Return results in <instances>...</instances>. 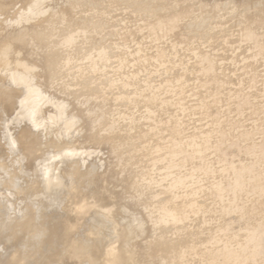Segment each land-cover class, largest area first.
<instances>
[{"label": "rangeland", "instance_id": "rangeland-1", "mask_svg": "<svg viewBox=\"0 0 264 264\" xmlns=\"http://www.w3.org/2000/svg\"><path fill=\"white\" fill-rule=\"evenodd\" d=\"M18 1L7 2H16L13 8L20 11L24 4ZM39 2H31L35 16L26 11L27 21L21 23L37 31L28 33L31 51L19 49L10 56L22 60L20 65L32 63V74L51 83L53 91L66 90L57 98L59 103L46 100L52 108L45 104L48 114L37 113L35 120L48 116L43 123H53L56 107L71 110L73 117L79 111L76 106L88 114L79 113L83 121H69L70 112L63 113L60 122L69 119V130L61 136L53 126L44 138L62 141L67 133L80 137L76 151L84 153L77 155L80 161L85 157L86 164L76 157L66 165L57 162V170H63V176L69 169L82 172L92 165L93 175L103 176L104 182L101 189L98 184L82 187L80 196L92 205L84 218L76 214L68 189L60 195L44 191L33 197L13 193L14 186L39 180L41 164L54 147L41 146L34 159L20 161V152L6 148L3 121L0 261L9 255L12 235H23L22 221L30 213L39 229L45 228L39 218L43 216L47 226L62 227L80 219L70 238L61 230L48 234L45 243L56 245L51 248L50 243V260L41 258L38 264H92L85 255L84 260L68 261L61 251L76 239L87 258L100 252L104 237L98 233H118L115 226L119 223L121 228L130 214L140 231L135 230L131 241L125 238L129 248L124 238L117 244L136 247L141 264H264V0ZM40 9L45 13L38 15ZM64 81L68 85L62 86ZM75 98L84 103L75 105ZM28 101L37 112L43 108L32 97ZM65 103L75 105L77 112L74 107L67 110ZM16 111L9 109L4 119ZM132 118L140 123L129 131L127 121ZM89 120L98 135L89 132ZM110 121H118V126L112 128ZM125 134L126 144L119 138ZM97 218L104 222L96 225ZM149 237L162 244L161 250L156 248L164 261L157 256L148 262L144 245ZM28 254L22 264L36 260Z\"/></svg>", "mask_w": 264, "mask_h": 264}, {"label": "bare ground", "instance_id": "bare-ground-1", "mask_svg": "<svg viewBox=\"0 0 264 264\" xmlns=\"http://www.w3.org/2000/svg\"><path fill=\"white\" fill-rule=\"evenodd\" d=\"M7 1L0 0V125L2 126L3 121H4L5 125H4V128H2V129H4L3 133L6 134V137H7L6 138L7 139L6 148L12 149V151H16L17 153L20 152V155H19L20 159L22 157V159L20 161L26 162V161H30V160L34 159L35 155L41 151L40 150L41 146L46 145V146L54 147V150L52 151L51 156L49 158L45 159V161H43V163L41 164V168H40L39 175H38L39 180H37L35 182L32 181L29 184H27L26 186H24L23 188H18L16 186H14L13 187V189H14L13 193L21 192V193H25V194L33 197V196H36L40 193H43L44 191L45 192H52V193H55L56 195H60V193L62 191L64 192L68 189V190H70V192H72L71 195H72L74 209H75L76 214L83 216L84 214H86L88 212L89 209L92 210L91 209L92 205L87 203V201L80 196L82 187H84V186L90 187L94 184H98L99 188L101 189L102 184L104 182V177L99 176V175L94 176L93 172L90 168L92 165H90L86 169V171H82V172H81L80 168H78V167L73 168V169H69L66 172V174L62 176L61 172L63 170L61 172H59L57 170L59 168L58 163L60 165H61V163L66 165L70 159H73V158L75 159L76 157L79 160V157L81 155L80 156L77 155V153L79 151L78 152L76 151L77 150L76 145L81 144L79 141L80 137H79V135H77L76 138L73 137L72 135L68 136V133H67V135H66L67 138L66 139L62 138L63 139L62 141L48 142V140L46 141V139L44 140V138L46 137L47 134H49L51 132V129H55V131L62 136V132H65L68 129L66 124L69 121L73 120V118L76 119L77 117H80L78 119H81L82 121L85 120L84 119L85 116L84 117L82 116L83 118L81 116H78L79 113L82 114V112H80L82 108L80 109L78 106H76L77 110H79V111L77 114H75V112H77V110L74 107L76 104L78 105V102L80 104H82L84 102L81 103L80 102L81 99L79 100V99L75 98L74 99L75 103L73 102L75 105H72V107H74V108L70 107V105L68 107L67 104L65 103L66 108L67 107L69 109L72 108V110L75 109V112H73V113L76 115V117H73L71 115V112H70L71 110H69L68 108H67V110H69V111L64 112V110L57 109V107L55 110V108L53 107L54 111L52 109V112L54 115H56L55 119H54L55 121H53V123H51V124L47 123L45 125V123L48 121V118H46L48 116L43 117L44 118L43 121L42 120H35L37 113H40L42 115L48 114V112H47L48 108H44L45 104L49 108H52L51 106L53 103H51V105L49 106L46 100L56 101L60 95H63V93L65 94L66 90L64 88H63V90H60L57 88L55 91H53L51 83H48V81L43 82V81H41L42 78L40 79L41 76H39V78H38L37 77L38 75L32 74L33 73V67L31 65L32 63L30 64L31 67H30V65H27L25 63L23 65H20V62L22 61L21 59H19L21 61L16 62V60L14 61V57L12 58L10 56L11 52H14L16 50L18 51L19 49L21 51H24V53H26V54H27L26 49H28V52H29V50L31 48L30 44L32 41H31V37H29L30 34H28V33L32 32V31L34 33L35 32L37 33V31H34L35 28L33 29V27L23 26V25H21V23H23L24 21H27L28 16L26 17V15H25L26 13H28V12L32 13L35 10V6L32 7L31 2L40 1L39 3H41L42 1L44 2V0H23V4H24L22 6L23 9H20V11L18 10L19 8H16V10H14V8H13L16 5V2L12 3V5H11ZM15 1L19 2L18 0H15ZM41 6H39V7H41ZM51 6L53 7V3ZM47 7H49V5ZM11 10L14 12L12 14V16H10V12H9ZM17 10L20 12V14H18L19 12H17ZM29 10H32V11L30 12ZM52 10H54V9L52 8ZM26 11H28V12H26ZM36 13H38V15H39V14L45 13V11L40 9ZM27 15H29V14H27ZM32 15H34V14L32 13ZM29 18L31 19L32 16H30ZM19 25H21L23 28L19 29ZM38 34H39V32H38ZM35 36H38V35L36 34ZM15 44H17V45H15ZM39 49H41L40 46H39ZM18 52H20V51H18ZM26 62L28 63V61H26ZM15 63H17V65L19 64L22 68H20V69L17 68L18 70H16L14 68L17 66V65H15ZM30 68H32V70H30ZM37 79H39V81H36ZM68 82L69 81L62 82V86H64L65 84L68 85ZM69 93L70 92H67V94H69ZM31 97L33 99V103L40 102L42 104L43 108L41 109V111L37 112L35 110V107L33 105H31V103H29L28 100ZM72 97H74V96H72ZM62 98L63 97H61V99ZM71 99H73V98H71ZM64 100H63V102L60 100V103L62 102L61 105H64L63 104ZM67 101H69V100H67ZM54 103H56V102H54ZM57 103H59L58 100H57ZM70 103H71V101H70ZM70 103H68V104H70ZM86 103L87 102H85V105H87ZM89 105H91V104H89ZM11 108L16 109L17 111L14 112L11 117L4 119V115L6 114V111H8ZM60 111H63V112H60ZM68 112H70L69 115L71 116V119L70 120L68 119L69 121L65 120L66 121L65 124L63 122H60L61 121L59 119L60 116H63L64 115L63 113H68ZM83 114L86 115L87 113L86 114L83 113ZM70 116H68V117L70 118ZM86 116H88V114ZM51 117H54V116H51ZM78 119H76V121ZM22 120L25 121L24 126L19 128V129H16L15 128L16 125L18 123H21ZM90 120L92 121V118ZM90 120H89V122H90ZM44 121H45V123H43ZM51 121L52 120H50V122ZM76 121H75V123H76ZM84 122H86V121H84ZM127 122L129 123V131L134 130L140 123V121L138 119H134V118H132L131 120H128ZM110 123H112V125H111L112 128H114L115 125L118 126V121H116V122L110 121ZM57 124H60V125H57ZM86 124H87V127H88V124L90 126V127H88V129H89V132L91 133V135H92V133H93V135H95V134L98 135L96 133V131H98V129L96 131H94V127L92 126L91 122L86 123ZM68 125H70V124H68ZM53 126H55V127L51 128ZM69 128H70V126H69ZM75 128H77L76 125L73 127V129H74L73 131L76 130ZM69 133H70V131H69ZM71 134H73V132ZM74 136H76V135H74ZM127 137L128 136L125 134L119 138L121 139V141H125L124 144H126L127 143ZM73 138L76 140H74ZM102 141L109 143L108 140H106V141L102 140ZM17 153H15V157L18 156ZM80 153L82 155L84 154L81 151L79 152V154ZM5 155H7V154H5ZM77 159H76V161H78ZM81 159L82 160L84 159V160L83 161L79 160L78 162H81L82 164H86L85 157L84 158L82 157ZM20 161H18V162H20ZM56 173H58L59 177L56 176ZM38 207H39V205H38ZM26 209H27V211H29L30 207L27 206ZM122 209L124 211H127L126 207H125V209H124V207ZM123 210H122V212H124ZM0 211H1V206H0ZM143 211H141V212H143ZM105 213H106V215H109L110 210H106ZM124 213H126V212H124ZM143 214H145V212ZM70 215H71V213H70ZM129 215L130 214H128V217L131 218L130 217L131 215L130 216ZM128 217H127L128 220L125 217H122L126 220H123L122 221L123 223L121 222L122 223L121 228L119 227V223H117L118 226H115V227H118L120 229V230H117V231H119L118 233L114 232L111 235H109V234L107 235L108 232H105V231H103L104 234H102L103 232H101V231L98 233V236L103 235L102 238L104 237V239H103L104 244L102 246L103 249L101 251L99 249L100 252H98V251L93 252L92 251L93 254L89 255V257L87 258L88 254L87 255L84 254L83 250H81L82 247L81 248L77 247V242H76L77 240L76 239L74 241H71L70 243H68L63 248V250L61 252L63 254L65 253L66 256H68V258H67L68 261H69V258L70 259L76 258L78 260V258L83 257L85 255L86 259L90 260L89 263H92V264H94L98 260L100 261V264H141V262H139L136 258V253H137L136 249L137 248L136 247L134 248L135 251H134V249H128L129 245H130V244L127 245L128 243H130V242H128V240H129L128 236H130V241H131V235L135 232V230H139V227L137 226V224H134V223H136L134 221L135 217L133 216L134 218H131L133 220L129 219ZM39 218H41V220H43V223L45 224V228L47 230L45 228L44 229L43 228H41V229L37 228L36 221H35L36 219H33L31 213L28 214L24 218V220L22 221L23 222L22 223V229L24 230L23 235L19 236V237H17L16 235H12L11 239L13 240V244H11V246L12 245L13 246L10 247L9 255L7 257H5L3 259V261H0V264H22L23 262L26 261L27 257L29 256L28 252L33 253L34 257L36 256V258H35L36 260H34L33 262H30L29 264H38L37 260L38 259L40 260L41 258L44 261L50 260L49 256L51 255V251H52L51 248L55 247L56 244L53 243V241L52 242L49 241V242L45 243L46 242L45 239H47L46 237H49L48 234H54V233H57L58 231L61 230L63 235H66L67 238L68 237L70 238L72 231L78 225V223H77L78 220H80V219H78L76 221L77 224L76 223H65L62 227H60V226H58V224L57 225L52 224L51 226H47V220L48 219L46 220V218H47L46 216L39 217ZM83 218H84V216H83ZM148 219L150 221H153V218L151 216H149ZM102 220L103 219L99 220L97 218V219L93 220V222L96 225H99L102 222H104ZM144 220H145V218H144ZM140 224H142V222ZM113 225L114 224L112 223V225L110 226V227H112V229H114ZM109 230L112 231L111 228H109ZM147 230L149 232V227L147 228ZM127 237H128V240H125V238L127 239ZM146 237H148V236H146ZM121 238L122 239L124 238V242H123V240H122V242H123V244L126 243L128 248H125L127 246H125L123 244L122 245L125 247H121L122 245L118 246L117 241L119 239L121 240ZM151 239L152 238L149 237V240L147 241L146 245H144V248H145L146 254H147L148 262H149V260L153 261L154 259H157V256H160V258H161V253H159V250H161L162 244L160 242H157V244H154L151 242ZM111 240H113V242H111ZM119 241H118V243H120ZM50 243L52 244V246L50 245ZM78 243H80V242H78ZM3 244H5V243H3ZM49 246H51V248H49ZM80 246H81V244H80ZM132 246H134V244ZM6 247H8V246H6ZM156 247H158L159 250ZM92 248H94V247H92ZM58 250L60 251V248ZM155 251L158 253L157 255H156ZM81 252H83V253H81ZM171 255H172V251H171V249H169V256H171ZM67 259H65V260L67 261ZM161 259L164 261L163 258H161ZM83 260H84V257H83ZM73 264H75V263L73 262Z\"/></svg>", "mask_w": 264, "mask_h": 264}]
</instances>
